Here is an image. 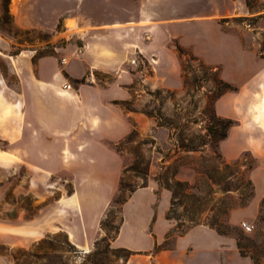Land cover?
<instances>
[{
    "label": "rangeland",
    "instance_id": "374dc122",
    "mask_svg": "<svg viewBox=\"0 0 264 264\" xmlns=\"http://www.w3.org/2000/svg\"><path fill=\"white\" fill-rule=\"evenodd\" d=\"M249 3L8 0L5 16L0 0V75L12 103L21 101L27 137L21 146V115L11 108L10 125H0L16 140L0 138L1 256L21 263L40 238L52 237L56 252L47 245L35 251L47 253L41 264H124L112 243L94 255L105 235L101 223L109 209L112 227L120 218L145 220V202L114 201L150 186L155 212L167 196L163 217L171 225L157 251L174 249L199 227L201 237L184 248L186 264H231L232 255L264 264V76L257 77L264 65V0ZM44 84L51 100L38 91ZM99 95V104L92 101ZM216 118L233 121L218 143L208 135L210 127L220 129ZM74 191L96 212L88 216L97 235L90 251L72 252L56 221L45 223L54 229L42 237L17 233L39 214L51 218L55 209L47 210ZM191 214L202 225H189ZM216 218L226 234L203 225ZM215 237L219 252L212 258L207 246Z\"/></svg>",
    "mask_w": 264,
    "mask_h": 264
},
{
    "label": "crops",
    "instance_id": "0c3cea01",
    "mask_svg": "<svg viewBox=\"0 0 264 264\" xmlns=\"http://www.w3.org/2000/svg\"><path fill=\"white\" fill-rule=\"evenodd\" d=\"M123 30L117 29L115 33H117L120 36L119 40H123ZM154 40V39H153ZM264 76V65L260 69V71L257 74V77ZM20 83H22V78L18 76ZM252 81V80H251ZM249 86H251L250 84ZM40 91L41 89H44L47 93H49L48 96L45 98L47 100H51L52 96V90H50L49 85H39L37 87ZM66 100L68 101H74L75 97L73 94H67ZM13 92L8 86L6 80L2 75H0V125L11 123V118L9 116V111L11 108H13V111L18 114L20 112V106L21 101L19 100V103L16 104L12 103L14 101L12 98ZM86 96V95H85ZM83 94L82 98H86ZM21 97V94H20ZM78 97V95L76 96ZM102 100V96H95L94 100L96 103H100ZM20 126H19V144L22 146L24 140L26 137V123L23 120L22 112H20ZM18 117H16L17 119ZM19 119V118H18ZM121 130L118 131L120 133ZM117 133V132H116ZM102 135V132L100 133ZM0 138L8 141L9 143H14L16 140H11L9 136H4L2 134V131H0ZM64 156V155H63ZM72 158L74 160L78 159L77 154H71ZM80 157V156H79ZM27 162V161H26ZM71 164L75 165V162H70ZM29 165V164H28ZM38 168L39 165H34ZM78 171H81V168H76ZM84 170V169H82ZM76 181V179H75ZM35 185L33 182H31V185ZM99 197V196H98ZM164 197V198H163ZM160 200V203L157 207V211L155 212L151 207V202L153 201V188L148 186L142 189H139L135 191L130 199L126 202H130L133 200L145 202L148 212L145 216V220L142 222L138 219L139 217H134L135 219L132 221L131 219L124 218L122 221V225L120 227L119 233L117 238L112 242V245L118 248H126L134 254L129 257V259L126 261L125 264H186L185 260V253L184 248L186 244L189 241H197V238L199 239L201 237L202 232H200L199 227H194L188 231L182 238L176 241L175 247L172 250H160L155 251L154 249L159 246L164 240H166V233L170 229L171 225L166 221V219L163 217L164 210H165V198L167 197L165 194ZM100 199V198H99ZM125 203V204H126ZM161 204L164 205L163 209H160ZM91 204L87 200L85 202L82 201V195L79 191H74L71 193V195L66 197H60L50 208L51 210H47L48 213H51L53 209V213L51 214V218L46 217L45 214H39L35 218H33L27 226L21 227L17 233H23L26 235L31 236H37L42 237L47 233H50L53 231L54 226L49 224H45L47 222L56 221V223L59 224V228L64 231L68 241L75 246L78 250L81 252L87 253L90 251L94 245V241L96 240V233L93 231L89 225L88 216L90 217L94 212L92 207H90ZM49 209V207H48ZM46 212V210L44 211ZM83 212V214H82ZM160 212V213H159ZM96 213V212H94ZM53 215H56L53 217ZM152 221V230L149 234H146L144 230L148 228V219ZM130 224L133 226L130 228ZM58 228V229H59ZM57 229V227H56ZM205 235H208L209 232H204ZM211 235V234H210ZM44 238V237H43ZM42 239V238H40ZM39 239V240H40ZM38 240V241H39ZM8 245H11L8 242H4ZM215 243L211 244L209 247L211 257L213 258V255L215 258L218 255L219 252V246H218V238L215 237ZM141 252H148L150 259L148 261H144L142 257H144L141 254ZM242 254L240 253V256ZM232 261L231 264H234V260H239L243 262L244 264H247L246 260L242 258H238L235 255H232ZM0 264H14V262L6 258L4 256L0 255Z\"/></svg>",
    "mask_w": 264,
    "mask_h": 264
},
{
    "label": "trees",
    "instance_id": "16d2710c",
    "mask_svg": "<svg viewBox=\"0 0 264 264\" xmlns=\"http://www.w3.org/2000/svg\"><path fill=\"white\" fill-rule=\"evenodd\" d=\"M7 2L8 0H2V8H3V11H4V14L6 16V13H7V9H6V6H7ZM246 5L248 8H251V4L249 3V0H246ZM264 16V14L262 15ZM261 49H264V47L262 46ZM225 86V89L228 88L229 86ZM217 122L219 123L218 125L220 126V129L217 130L216 127H210L209 130H208V135H210V139L212 138L214 140V142H219L221 140H223L225 137H226V133L227 131L229 130V128L232 126L233 124V121L230 120V119H219V118H216ZM216 123V121H215ZM214 123V125H215ZM213 142V143H214ZM185 149H187V151H198L196 150V148L194 147H186ZM230 166L226 165L223 170H221L220 172L223 173L224 170H228ZM176 188H183V184L181 183H176ZM167 189L171 192V199L172 200H175L177 198V192L175 190V188H170L168 187L167 185ZM123 191V189L121 190L120 189V192ZM223 193L228 191V190H224L222 189ZM132 192V191H129V193ZM129 193L127 195V197L125 196H121V197H118L114 203L117 205V206H120V205H124L126 202H127V199L129 198ZM261 208L264 207V198L261 200ZM192 209V207H190ZM202 210H199V212H201ZM205 210H203L204 212ZM113 213V209H109L105 215V218H104V221L101 223V228L102 230L104 231V237L100 240V241H97L95 243V248H96V252L94 253V255L98 254L101 246L104 247L105 249L107 250H110V245L111 243L117 238L118 236V233H119V230H120V227L122 225V218H120L119 220V223L117 226H110L109 224V220H108V217L111 216ZM202 213V212H201ZM221 214H225L226 215V212L224 211H219V215ZM198 220V218H197ZM196 220V216H194L193 214L189 215L188 216V219L186 220L187 223H189V225L191 226H195V225H202V223H198V221ZM264 221V219H263ZM205 226H208L209 228L211 229H214L216 230L218 233L220 234H226V232L223 231V224L222 222H220L219 218H216V219H213L211 221H208L206 224H203ZM222 228V229H221ZM66 237V235H65ZM56 242V240L52 237H44L42 239H40L39 241L36 242V244L33 245V248H35L34 250L35 251H42V247L44 245H47L49 247H47L50 251L52 252H56V248L59 247H55L53 246V244ZM65 245H67L72 252L74 253H77L78 250H76L75 246H73L67 239H65ZM157 248V247H156ZM154 249L155 251H157V249ZM243 246L238 243V249H240L239 251L241 252ZM33 250H30L28 252H24L25 254H23V256H25L24 260L20 263L18 258H13L14 259V264H41V262L45 261L47 259V253H38V252H32ZM114 252L116 253H119V254H122L120 256H118L122 262L125 264L126 261L129 259V257H131L134 252L126 249V248H115L113 249Z\"/></svg>",
    "mask_w": 264,
    "mask_h": 264
},
{
    "label": "built area",
    "instance_id": "2783aa9c",
    "mask_svg": "<svg viewBox=\"0 0 264 264\" xmlns=\"http://www.w3.org/2000/svg\"><path fill=\"white\" fill-rule=\"evenodd\" d=\"M242 227H243L245 230H247V231H249V230L251 229L250 226L247 225L246 223H242Z\"/></svg>",
    "mask_w": 264,
    "mask_h": 264
}]
</instances>
